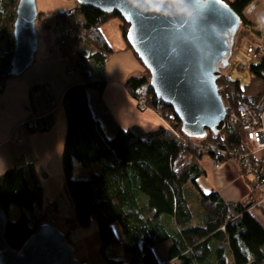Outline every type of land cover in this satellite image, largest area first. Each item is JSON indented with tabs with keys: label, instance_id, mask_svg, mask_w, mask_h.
<instances>
[{
	"label": "trees",
	"instance_id": "1",
	"mask_svg": "<svg viewBox=\"0 0 264 264\" xmlns=\"http://www.w3.org/2000/svg\"><path fill=\"white\" fill-rule=\"evenodd\" d=\"M9 1L16 7L18 0ZM224 1L240 16L243 27L255 28L243 16L244 8L253 0ZM71 9L82 16L80 22L74 18L73 42L83 41L92 49L79 52L73 59V67L81 74L82 81L70 84L63 96L66 108L62 150L64 187L77 224L80 227L95 224L101 242L99 252L110 264H264V227L249 210L258 194L253 192L245 201L226 202L214 190L201 191L195 182L203 173L200 166L203 155L211 161L213 157L223 161L228 158L223 151L234 148L244 152L250 163L254 162L241 127L226 121L217 135L210 133L195 139L183 134L173 110L154 95L147 74L128 78L125 87L136 100L142 97L146 107L158 111L168 127L143 132L133 127L122 128L108 112L97 117L88 102V91L93 90L100 96L105 86L104 64L112 52L100 26L111 17L119 18L126 41L128 23L116 12L105 13L79 4ZM9 18L12 22L13 17ZM3 34L0 29V41L4 39L5 43V50L0 51V87L14 75L9 69L13 37L4 38ZM127 46L132 49L128 43ZM91 60L99 72L96 79L86 69ZM249 71L251 77L246 84L227 75L217 81L227 82L226 91L221 95L234 107L241 100L254 107L264 96V51L256 63L249 65ZM44 87L47 86H31V96ZM52 120L53 116L48 113L45 117L29 119L25 125L30 132L44 131ZM74 162L82 167L95 164L99 169L87 178H75ZM240 170L256 187L251 174L242 166ZM188 184L198 192L196 209L188 202L187 195L192 190ZM42 201V185L34 163L16 158L12 167L0 175L1 208L7 218L11 205L20 209L18 216L13 220L8 218L6 224L5 240L12 248L18 249L41 222L53 220L56 225L54 215ZM115 222L124 237L123 257L116 252L115 246L120 242L114 230ZM167 239L171 241L167 261L159 263L153 247Z\"/></svg>",
	"mask_w": 264,
	"mask_h": 264
},
{
	"label": "water",
	"instance_id": "2",
	"mask_svg": "<svg viewBox=\"0 0 264 264\" xmlns=\"http://www.w3.org/2000/svg\"><path fill=\"white\" fill-rule=\"evenodd\" d=\"M105 13L116 12L128 23L126 41L149 71L154 95L180 120L190 137L219 133L226 110L217 84L233 54L242 27L240 16L224 0H206L192 23L174 19L177 9L193 0H77ZM160 7V13L151 12ZM35 0H18L13 20L10 73L20 74L38 46ZM167 13L168 15H165ZM171 17V18H169ZM7 215L0 206V264H82L68 234L53 220L43 221L18 248L5 240Z\"/></svg>",
	"mask_w": 264,
	"mask_h": 264
},
{
	"label": "crops",
	"instance_id": "3",
	"mask_svg": "<svg viewBox=\"0 0 264 264\" xmlns=\"http://www.w3.org/2000/svg\"><path fill=\"white\" fill-rule=\"evenodd\" d=\"M53 1L56 0H48L46 3L42 1L41 13L48 15L49 12L74 7L77 3L75 0L74 2L65 0V6L59 7ZM243 16L254 25L255 28L251 26L244 28L249 30L252 40L256 41L259 35L264 34V20L261 19L264 17V0H253L244 8ZM77 19L81 21L82 16L79 14ZM46 22L49 25H45V28L38 27L36 30L38 46L32 63L20 74L6 79L0 90V175L10 169L15 159L20 157L34 163L39 181L41 168L44 170L48 167L50 160H54L53 170L58 173L63 171L62 150L66 129V108L63 96L65 89L72 83L81 82L82 77L73 67V59L79 51L70 59V64L61 52L62 49L60 51L61 46L56 45L54 41L53 19H48ZM256 30L258 32H255ZM100 32L112 52L104 64L105 86L100 96L92 91L94 97L91 100L88 98L94 114L100 118L104 112H108L124 129L133 127L146 132L159 126L168 127V123L158 111L149 107L140 108L136 98L132 97L125 87L128 78L142 76L144 69L123 39L118 18L111 17L106 20L100 26ZM71 42L70 46L75 52L77 48ZM82 48L88 52L92 50L91 46L86 45L85 42H82ZM86 69L92 79L98 78L99 72L92 60L87 63ZM37 84H45L47 87L35 90L37 94L32 97L30 87ZM48 113L53 116V120L47 130L28 131L26 121L31 118L45 117ZM200 166L203 173L196 178L195 182L203 192L214 190L226 202L245 201L253 192L258 194L259 198L255 199L249 210L264 227L263 193L257 186H252L250 177L244 176L235 160H224L216 168L211 158L203 155ZM65 194L68 196L67 192ZM60 201H63L66 206ZM47 206L48 212L54 216L70 213L72 219H75L72 204L70 206L63 198L54 200ZM56 226L59 227L57 224Z\"/></svg>",
	"mask_w": 264,
	"mask_h": 264
},
{
	"label": "rangeland",
	"instance_id": "4",
	"mask_svg": "<svg viewBox=\"0 0 264 264\" xmlns=\"http://www.w3.org/2000/svg\"><path fill=\"white\" fill-rule=\"evenodd\" d=\"M35 1H36V6H37V11L41 13L42 12L41 11L42 10L41 9L42 8L41 2L44 1L46 3L48 0H35ZM53 2L55 4H57L59 7H64L65 3H66L65 0H56ZM73 2H74V0H73ZM76 2H77V0H75V3ZM77 4H78V2L76 3V5ZM15 8H16L15 5H12V3L9 0H0V29H2L3 32L5 33V34H3L4 38H10V36H11V39H12V28H13V19L15 17ZM71 8H74V7H71ZM67 9H69V7ZM67 9H64V10L67 11ZM78 15H79V13L76 12L74 14L75 17H73V19L75 18V20L80 22V20L77 19ZM9 16L13 17L12 22H11V18H9ZM55 16H56V14H53L52 12H49L48 15H46L45 17L44 16L41 17L40 14H38L36 21H35L36 30L38 27L39 28L40 27L45 28L46 27L45 26L46 20L48 21V19L49 20L53 19L52 24L56 25ZM44 21H45V23H44ZM118 21L120 23L119 18H118ZM54 27H52V30L54 32V38H55L54 41H55L56 45H59L62 47V48L60 47V51L62 49L61 52L66 56V58L68 59V62L71 64L70 59L73 58L75 53H77L78 51L84 52V48H82V42L83 41H80L79 43H77V42L74 43L73 38L68 39V40L67 39L64 40L61 37H57L58 32L56 31V27L55 28ZM78 31L79 30H77V32ZM71 41L75 44V45L73 44V46L78 49V50L76 49L75 52H74V48H72V46H70ZM254 45H255V41L252 40V36H251L249 30H247L244 27H241L239 29V34L235 40V45L233 48V54L230 58L229 65L225 69H222L221 76L218 78V80L221 77H223V75H227L228 77H230L232 79H234V78L239 79L240 83H242V84L248 83L249 79L251 77V73L249 71V65L252 63H256L259 59V56H260V54H259L257 58L252 57L253 52L255 50ZM4 50H5V43H4V39H2L0 41V51L3 52ZM143 74H147L149 77V71L148 70L144 69ZM217 83L220 85L221 89L225 90L227 88V82L223 81V82H217ZM0 88H2V87H0ZM92 91L93 90L88 91V98L90 100L94 97V94ZM225 91H222L221 94ZM228 103L231 104L229 101H228ZM231 105L233 106V104H231ZM226 123L227 122L225 121V124ZM210 133L213 135L218 134V133L214 134L211 131H207L206 135L210 134ZM193 138L202 139L203 137H193ZM228 159H233L238 163L237 159L233 156H231V157L228 156V158H226L225 160H228ZM221 162H222V160L219 162L218 166H216L215 164H214V166L216 168H218L220 166ZM239 166H242V165L239 164ZM54 168H55L54 167V160H50L49 166L45 167L44 170H42V168L40 170V183L42 185V191H43L42 204H43V206H47L49 203L54 202V200H60L61 198H63L71 206V202L69 200V197L66 196V194H65L66 190L64 187V182H62V178L65 177L63 175V171L61 173H58L57 171L53 170ZM98 169H99V166L95 165V164L91 165L89 167H82L77 162H74L73 177H75V178H87V177H89V175L92 171H97ZM244 169L245 168H243V170ZM188 185L192 186L191 187L192 190H189V195H187L188 202H189L191 208L196 209L197 204H198V200L195 198V196L197 195L198 192L193 187L192 184H188ZM263 197H264V195H263ZM60 203L64 204L63 201H60ZM64 206H66V205H64ZM19 210L20 209L18 206L11 205L9 207V211H8V218L11 220L15 219L19 214ZM64 213H67V212H64ZM68 214L69 215L65 214V215L54 216V217L56 219V224L59 227H61L62 230H64L68 234V237L70 235H72L71 237H69V239L71 238L70 240L76 249L77 257L82 262H84L85 264H110L99 252V247L101 245V242H100V237H99L97 229L94 228L92 226V224H90L88 227H80L77 224L76 220L72 219L70 213H68ZM113 226H114V230L116 232V235L118 237V241L120 242V244H117L115 246L117 256L123 257L124 254L122 251V243L124 242V237L121 233V230H120L118 223L115 222L113 224ZM170 243H171V241L169 239H167V240H164V241L159 242L156 245H154L153 251H154L155 256H156L159 263H163V262L167 261V250L170 246ZM112 248H113V246H111V249Z\"/></svg>",
	"mask_w": 264,
	"mask_h": 264
},
{
	"label": "built area",
	"instance_id": "5",
	"mask_svg": "<svg viewBox=\"0 0 264 264\" xmlns=\"http://www.w3.org/2000/svg\"><path fill=\"white\" fill-rule=\"evenodd\" d=\"M74 12L72 9H67V11L63 10L56 14V31L58 32L57 37H61L64 40H68L73 38L74 36ZM60 38V39H61ZM61 39V40H62ZM63 41V40H62ZM254 52L252 57L257 58L258 55L264 51V34L258 36V39L255 41ZM219 87V93L224 89ZM222 97V95H221ZM223 100V98H222ZM138 106L140 108L146 107V100L144 98H138L137 100ZM224 108L226 110L225 121L228 123L239 124L241 129L245 134V139L249 144L252 145L250 148L249 156L254 158V162H249L246 158V154L241 151H237L236 149H228V151H223V154H227L228 156L235 157L241 164L242 167L249 172L255 182L258 183L259 187H264V96L258 100L256 105L252 107V105L247 102L241 100L236 106H232L223 100ZM248 156V157H249ZM221 160L213 157L212 162L216 166H218ZM255 164V165H254Z\"/></svg>",
	"mask_w": 264,
	"mask_h": 264
},
{
	"label": "clouds",
	"instance_id": "6",
	"mask_svg": "<svg viewBox=\"0 0 264 264\" xmlns=\"http://www.w3.org/2000/svg\"><path fill=\"white\" fill-rule=\"evenodd\" d=\"M130 2L134 5L135 0H130ZM174 2H182V0H174ZM206 2V0H193V4L196 5V7L191 6H185L180 7L177 9V16L182 17V19H174L180 23H192L195 21L197 17V12L201 9V6ZM151 12L160 13V7H153L150 9ZM165 15H168L167 13H164ZM171 18V17H169ZM264 20V17L261 18ZM218 84V83H217Z\"/></svg>",
	"mask_w": 264,
	"mask_h": 264
},
{
	"label": "bare ground",
	"instance_id": "7",
	"mask_svg": "<svg viewBox=\"0 0 264 264\" xmlns=\"http://www.w3.org/2000/svg\"><path fill=\"white\" fill-rule=\"evenodd\" d=\"M247 144L249 145V147H251L252 148V145L251 144H249V142H247ZM255 182V181H254ZM257 183V182H256ZM257 188L259 189V191L261 192V193H263V195H264V187L263 188H261V187H259V185H258V183H257ZM262 198V197H261ZM260 198V199H261ZM260 201V200H259ZM64 205H66L65 203H64ZM92 226L94 227V228H96V226H95V224L94 223H92Z\"/></svg>",
	"mask_w": 264,
	"mask_h": 264
}]
</instances>
